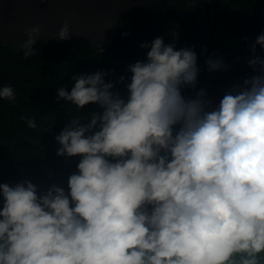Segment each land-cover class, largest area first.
<instances>
[{"label":"clouds","instance_id":"obj_1","mask_svg":"<svg viewBox=\"0 0 264 264\" xmlns=\"http://www.w3.org/2000/svg\"><path fill=\"white\" fill-rule=\"evenodd\" d=\"M69 29L66 21L56 36L67 40ZM25 33L19 46L29 57L40 28ZM257 45L264 50V33L250 46L255 74L218 104L203 88L182 94L196 89L197 53L162 37L140 45L148 51L127 66L130 77L106 81L97 71L73 76L70 91L60 87L58 101L98 111L86 122L71 118L55 137L57 156L79 157L66 189L0 183V264H264V59L255 56ZM205 64L210 72L227 68L212 56ZM126 79V96L113 91ZM0 98L15 100L13 87H0Z\"/></svg>","mask_w":264,"mask_h":264},{"label":"trees","instance_id":"obj_2","mask_svg":"<svg viewBox=\"0 0 264 264\" xmlns=\"http://www.w3.org/2000/svg\"><path fill=\"white\" fill-rule=\"evenodd\" d=\"M213 2L209 56L222 58L227 65L225 70L210 72L207 97L218 104L233 84L255 74L247 61L253 56L250 46L264 33V0ZM201 5H206L207 13L199 29L197 13ZM208 13L206 0H160L128 8L119 17L111 44L103 49L94 48L85 38L54 43L38 39L36 54L25 57L20 46L0 42V87L11 86L15 91L13 101L0 98V183L14 185L27 179L42 189L53 183L66 189L79 157L57 156L55 137L71 118L79 116L86 122L98 107L89 104L77 111L74 105L57 100V90L64 87L70 91L72 77L80 74L102 71L107 73L105 80L113 82L120 76L130 77L127 66L145 59L148 49L140 47L144 42L162 37L169 44L175 39L177 49L188 47L197 53L196 89H182L185 97L194 96L203 85L202 40ZM173 33L178 35L174 38ZM228 49L233 50L230 61L225 57ZM255 56L264 59L259 45ZM127 82L117 83L113 91L126 96ZM28 119L36 121V128L28 127ZM26 140L29 143L23 144Z\"/></svg>","mask_w":264,"mask_h":264},{"label":"water","instance_id":"obj_3","mask_svg":"<svg viewBox=\"0 0 264 264\" xmlns=\"http://www.w3.org/2000/svg\"><path fill=\"white\" fill-rule=\"evenodd\" d=\"M159 0H0V42L19 46L26 38L25 29L40 28L38 39L54 43L60 27L70 24V37L88 39L96 49L111 44L116 35L118 20L128 8ZM209 15L202 40L204 76L202 88L208 91L210 71L205 64L209 57V39L214 21V2L206 0Z\"/></svg>","mask_w":264,"mask_h":264},{"label":"flooded vegetation","instance_id":"obj_4","mask_svg":"<svg viewBox=\"0 0 264 264\" xmlns=\"http://www.w3.org/2000/svg\"><path fill=\"white\" fill-rule=\"evenodd\" d=\"M160 1V0H159ZM176 1V0H175ZM158 2V1H157ZM202 7H200V10L198 11V15H197V19L200 23V26H199V29L202 28V26L204 25V22H205V19L203 18V16L207 13V7L206 5H201ZM208 6V9H209V5L207 4ZM204 14V15H203ZM206 28V27H205ZM203 36H204V31H203ZM228 56H230V50H228V53H227ZM25 143H29L28 140H26L23 144Z\"/></svg>","mask_w":264,"mask_h":264}]
</instances>
